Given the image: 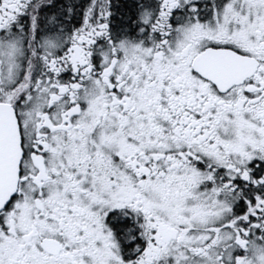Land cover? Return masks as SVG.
<instances>
[{"label": "snow or ice", "instance_id": "obj_1", "mask_svg": "<svg viewBox=\"0 0 264 264\" xmlns=\"http://www.w3.org/2000/svg\"><path fill=\"white\" fill-rule=\"evenodd\" d=\"M0 264H264V0H0Z\"/></svg>", "mask_w": 264, "mask_h": 264}]
</instances>
